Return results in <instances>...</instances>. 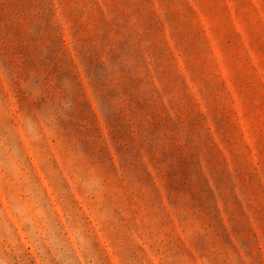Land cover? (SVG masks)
Wrapping results in <instances>:
<instances>
[{
	"label": "rangeland",
	"instance_id": "obj_1",
	"mask_svg": "<svg viewBox=\"0 0 264 264\" xmlns=\"http://www.w3.org/2000/svg\"><path fill=\"white\" fill-rule=\"evenodd\" d=\"M0 264H264V0H0Z\"/></svg>",
	"mask_w": 264,
	"mask_h": 264
}]
</instances>
